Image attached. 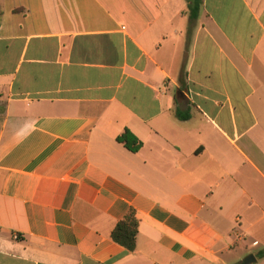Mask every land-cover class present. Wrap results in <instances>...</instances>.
Wrapping results in <instances>:
<instances>
[{
  "label": "crops",
  "instance_id": "0c3cea01",
  "mask_svg": "<svg viewBox=\"0 0 264 264\" xmlns=\"http://www.w3.org/2000/svg\"><path fill=\"white\" fill-rule=\"evenodd\" d=\"M188 4L0 0V264H264V0Z\"/></svg>",
  "mask_w": 264,
  "mask_h": 264
},
{
  "label": "trees",
  "instance_id": "16d2710c",
  "mask_svg": "<svg viewBox=\"0 0 264 264\" xmlns=\"http://www.w3.org/2000/svg\"><path fill=\"white\" fill-rule=\"evenodd\" d=\"M200 0H189L188 10L191 18H196L199 12ZM176 117L184 120L186 116L177 114ZM116 141L123 145L131 153H137L142 143L129 131H125L116 138ZM139 222L133 210H130L125 218L119 221L111 233V239L117 245L125 248L127 251L132 252L135 250L136 238L138 234ZM264 257V251L257 256L258 259Z\"/></svg>",
  "mask_w": 264,
  "mask_h": 264
},
{
  "label": "water",
  "instance_id": "95a60500",
  "mask_svg": "<svg viewBox=\"0 0 264 264\" xmlns=\"http://www.w3.org/2000/svg\"><path fill=\"white\" fill-rule=\"evenodd\" d=\"M256 261L257 260L253 255H248L243 259L241 264H252V263H256Z\"/></svg>",
  "mask_w": 264,
  "mask_h": 264
}]
</instances>
